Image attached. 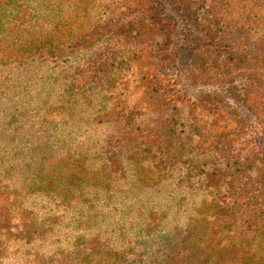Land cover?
Listing matches in <instances>:
<instances>
[{"label":"rangeland","instance_id":"obj_1","mask_svg":"<svg viewBox=\"0 0 264 264\" xmlns=\"http://www.w3.org/2000/svg\"><path fill=\"white\" fill-rule=\"evenodd\" d=\"M0 264H264V0H0Z\"/></svg>","mask_w":264,"mask_h":264},{"label":"trees","instance_id":"obj_2","mask_svg":"<svg viewBox=\"0 0 264 264\" xmlns=\"http://www.w3.org/2000/svg\"><path fill=\"white\" fill-rule=\"evenodd\" d=\"M207 35L211 36L212 39H216L218 38V32H217V28L215 25H212L209 30H207V32L205 33V35L203 37H207ZM191 39L192 40H196V38L198 37V35H196L194 37L193 33H190ZM194 37V38H193Z\"/></svg>","mask_w":264,"mask_h":264}]
</instances>
